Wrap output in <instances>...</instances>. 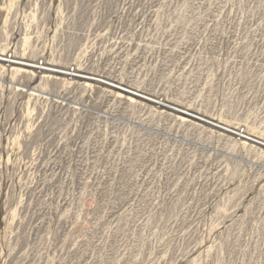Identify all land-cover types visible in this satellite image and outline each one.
<instances>
[{"label": "rangeland", "instance_id": "374dc122", "mask_svg": "<svg viewBox=\"0 0 264 264\" xmlns=\"http://www.w3.org/2000/svg\"><path fill=\"white\" fill-rule=\"evenodd\" d=\"M0 264H264V0H0Z\"/></svg>", "mask_w": 264, "mask_h": 264}]
</instances>
